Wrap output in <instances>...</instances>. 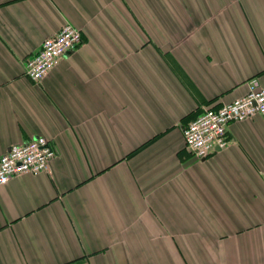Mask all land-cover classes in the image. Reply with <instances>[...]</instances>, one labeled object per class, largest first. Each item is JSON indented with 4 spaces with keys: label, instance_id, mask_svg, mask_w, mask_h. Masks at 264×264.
<instances>
[{
    "label": "crops",
    "instance_id": "1",
    "mask_svg": "<svg viewBox=\"0 0 264 264\" xmlns=\"http://www.w3.org/2000/svg\"><path fill=\"white\" fill-rule=\"evenodd\" d=\"M67 22L84 41L41 82L24 61ZM264 85V0H0V264H264V114L206 158L183 126Z\"/></svg>",
    "mask_w": 264,
    "mask_h": 264
},
{
    "label": "built area",
    "instance_id": "2",
    "mask_svg": "<svg viewBox=\"0 0 264 264\" xmlns=\"http://www.w3.org/2000/svg\"><path fill=\"white\" fill-rule=\"evenodd\" d=\"M84 41L80 27L67 22L47 37L34 54L24 61L25 75L41 82L67 52ZM248 91L219 107L204 108L194 119L183 126L185 145L197 158H206L229 142L228 126L254 114H264V85L257 76L247 81ZM52 141L36 136L24 143L13 144L0 156V185L22 173H38L50 169V161L57 155Z\"/></svg>",
    "mask_w": 264,
    "mask_h": 264
}]
</instances>
